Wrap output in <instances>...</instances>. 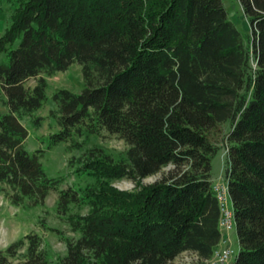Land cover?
<instances>
[{
	"label": "trees",
	"instance_id": "16d2710c",
	"mask_svg": "<svg viewBox=\"0 0 264 264\" xmlns=\"http://www.w3.org/2000/svg\"><path fill=\"white\" fill-rule=\"evenodd\" d=\"M6 1L15 7L0 32L8 107L0 113V193L39 206L57 186L39 150L25 148L20 122L42 120L34 116L48 99L42 74L78 64L84 80L79 92L53 91L61 129L51 144L83 126L128 144L119 162L90 152L77 172L94 183L60 192L57 211L74 236L63 238L59 264H168L185 251L210 258L222 236L212 161L226 123L234 264H264V0H238L246 37L223 0ZM168 165V175L141 183ZM124 177L135 181L132 191L111 185ZM70 205L88 210L73 214ZM42 243L24 235L0 250V264L21 249L25 264H49Z\"/></svg>",
	"mask_w": 264,
	"mask_h": 264
},
{
	"label": "rangeland",
	"instance_id": "374dc122",
	"mask_svg": "<svg viewBox=\"0 0 264 264\" xmlns=\"http://www.w3.org/2000/svg\"><path fill=\"white\" fill-rule=\"evenodd\" d=\"M228 11L230 19L240 29L246 37L251 32L248 20L243 14L238 0H223ZM15 5L2 0L0 2V32L10 24V16ZM0 62H6L4 54L0 57ZM47 80L48 99L44 105L36 111L35 117H41L39 126L35 127L31 123V118L27 115L20 117V122L27 128L28 136L24 142L25 148L30 152H37L40 161L51 178L57 180L56 188L49 191L44 203L39 206H32L25 201L21 204H13L7 197L0 193V250L4 251L6 247L15 240L26 234H37L42 238V247L45 250L49 264H59V258L66 253V244L64 237L72 238L74 234L70 231L66 218L57 211V204L60 192L82 190L87 185L94 183V179L89 175H83L77 172L79 163L89 155L90 152H102L114 162L124 160L128 144L117 134H111L101 129L97 133H91L86 126L80 127V132L76 131L66 141L51 144V137L60 131L55 116L51 114L56 110L55 104L51 100L54 90L65 88L73 92H79L84 87V80L81 73V67L78 64L71 65L65 71H59L52 75L42 74ZM36 79L30 78L26 82L27 87H32ZM8 112L6 98L0 88V113ZM230 129L228 123L221 126L218 134V152L212 161V177L225 176L227 166V142L222 135ZM82 133V134H80ZM171 165L164 167L160 172L142 179L141 183L146 185L160 180L163 176L169 174ZM112 186L126 191H132L135 188V181L130 178H121L114 180ZM231 205V201L229 206ZM88 208L80 205H70V213L85 214ZM236 254L239 245L235 228L231 231L229 241ZM24 249H21L15 257H10L11 264H25L23 256ZM236 255L224 264H234ZM168 264H203L195 253L185 251L180 253Z\"/></svg>",
	"mask_w": 264,
	"mask_h": 264
},
{
	"label": "built area",
	"instance_id": "2783aa9c",
	"mask_svg": "<svg viewBox=\"0 0 264 264\" xmlns=\"http://www.w3.org/2000/svg\"><path fill=\"white\" fill-rule=\"evenodd\" d=\"M213 190L220 206L219 225L222 233L220 242L210 258L203 264H224L236 255L234 249L228 245L231 231L235 228L234 214L230 203L228 183L224 176L214 179Z\"/></svg>",
	"mask_w": 264,
	"mask_h": 264
},
{
	"label": "crops",
	"instance_id": "0c3cea01",
	"mask_svg": "<svg viewBox=\"0 0 264 264\" xmlns=\"http://www.w3.org/2000/svg\"><path fill=\"white\" fill-rule=\"evenodd\" d=\"M232 264V263H231Z\"/></svg>",
	"mask_w": 264,
	"mask_h": 264
}]
</instances>
